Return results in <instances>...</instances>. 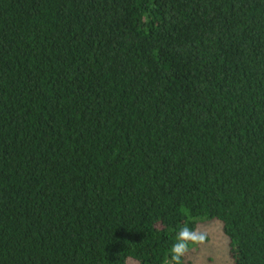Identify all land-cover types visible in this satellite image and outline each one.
I'll return each instance as SVG.
<instances>
[{
	"label": "trees",
	"instance_id": "16d2710c",
	"mask_svg": "<svg viewBox=\"0 0 264 264\" xmlns=\"http://www.w3.org/2000/svg\"><path fill=\"white\" fill-rule=\"evenodd\" d=\"M212 219L264 264V0H0V264H193Z\"/></svg>",
	"mask_w": 264,
	"mask_h": 264
},
{
	"label": "rangeland",
	"instance_id": "374dc122",
	"mask_svg": "<svg viewBox=\"0 0 264 264\" xmlns=\"http://www.w3.org/2000/svg\"><path fill=\"white\" fill-rule=\"evenodd\" d=\"M197 234L204 235L206 239L190 244L185 252L186 259L193 264H229L228 239L218 220H205L198 223L192 236ZM127 264H137V262L128 259Z\"/></svg>",
	"mask_w": 264,
	"mask_h": 264
},
{
	"label": "clouds",
	"instance_id": "9594fccd",
	"mask_svg": "<svg viewBox=\"0 0 264 264\" xmlns=\"http://www.w3.org/2000/svg\"><path fill=\"white\" fill-rule=\"evenodd\" d=\"M179 237H180V243L176 244L173 247V252L177 254L176 255L177 260L179 258V255L182 254V252L187 247V238H188V232H187V230H182L179 233Z\"/></svg>",
	"mask_w": 264,
	"mask_h": 264
}]
</instances>
